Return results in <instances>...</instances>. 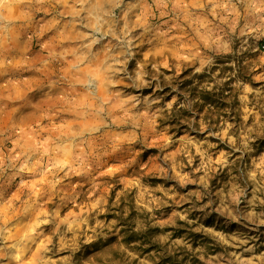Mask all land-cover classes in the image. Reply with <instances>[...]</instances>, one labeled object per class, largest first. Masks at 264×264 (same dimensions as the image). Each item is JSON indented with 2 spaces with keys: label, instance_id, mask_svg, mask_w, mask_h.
Here are the masks:
<instances>
[{
  "label": "clouds",
  "instance_id": "9594fccd",
  "mask_svg": "<svg viewBox=\"0 0 264 264\" xmlns=\"http://www.w3.org/2000/svg\"><path fill=\"white\" fill-rule=\"evenodd\" d=\"M0 264H264V0H0Z\"/></svg>",
  "mask_w": 264,
  "mask_h": 264
},
{
  "label": "rangeland",
  "instance_id": "374dc122",
  "mask_svg": "<svg viewBox=\"0 0 264 264\" xmlns=\"http://www.w3.org/2000/svg\"><path fill=\"white\" fill-rule=\"evenodd\" d=\"M149 155H151V154H147V155L145 156V160H146V161H147V158H148Z\"/></svg>",
  "mask_w": 264,
  "mask_h": 264
}]
</instances>
